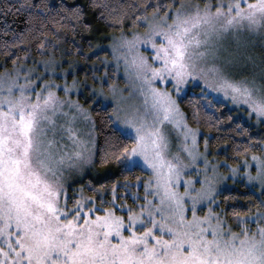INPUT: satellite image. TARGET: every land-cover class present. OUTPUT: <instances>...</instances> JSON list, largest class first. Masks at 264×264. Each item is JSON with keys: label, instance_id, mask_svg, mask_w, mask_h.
<instances>
[{"label": "snow or ice", "instance_id": "6c2138e0", "mask_svg": "<svg viewBox=\"0 0 264 264\" xmlns=\"http://www.w3.org/2000/svg\"><path fill=\"white\" fill-rule=\"evenodd\" d=\"M92 6L128 30L109 44L104 72L97 76L85 65L78 79L79 62L61 67L63 53L56 55L46 25L55 16L65 20L61 13L80 21L81 6L0 0V49L13 65L0 73V264H264V141L255 142L260 154L250 153L252 141L236 143L238 164L221 172L210 156L211 135L190 127L178 102L199 89L192 93L196 103L216 111L221 101L213 93H222L264 124V0H121L111 7L93 0ZM33 44L48 54L28 65ZM121 66L127 91L138 92L142 105L127 103L126 90L109 83ZM65 74L72 81L57 82ZM73 89L82 99H73ZM93 108L107 121L102 146L93 134ZM236 119L209 116L217 130ZM166 124L183 136L175 153ZM241 129L235 124L232 131L251 135ZM97 155L102 165L114 161L122 173L140 169L148 176L136 177V191L127 178L110 187L88 180L69 195V178L93 167ZM237 176L247 182L255 210L229 215L220 207V185Z\"/></svg>", "mask_w": 264, "mask_h": 264}, {"label": "trees", "instance_id": "16d2710c", "mask_svg": "<svg viewBox=\"0 0 264 264\" xmlns=\"http://www.w3.org/2000/svg\"><path fill=\"white\" fill-rule=\"evenodd\" d=\"M121 0H95L97 5L108 4L111 7L114 4L120 3ZM70 5H80L83 9V13L80 21H76L72 18L67 17V14L61 13L66 17L65 20H61L59 16H55L56 23L49 22L46 25V35L49 40L55 41L56 47L55 52L57 56L63 53V58L68 61H78L84 65L92 64L100 52L94 53V49L97 45L104 44L109 40L114 34L120 33L122 30L127 31L128 25L125 24L123 29L119 25H114L109 18V13L103 7H93V0H67ZM103 13V16L101 15ZM9 21L13 18L10 16ZM16 27H22V25H14ZM58 29L59 36L54 35V32ZM35 43H39L36 41ZM53 50V46L49 45L48 52ZM89 55H85L90 53ZM103 52V51H101ZM23 49L21 48L14 55H22ZM48 53L37 52L35 49V44H33L30 57L27 59L26 63L31 65L33 59L39 60L46 58ZM12 57L9 56L5 60L4 50L0 49V71L5 69H11ZM199 89H192L187 95H182L178 102L182 111L186 114L187 122L200 129L201 133L210 134V148L213 149L211 154L216 156L217 159L225 160L229 164H238V159H234V145L239 143L241 145L247 144L249 141L253 142V147L250 148V153H259L261 149L255 146L256 141H264V124L255 125L252 122L244 120L233 108L228 107L224 102L215 106L216 111L212 109L205 108L201 104H197L196 101L199 97H194L193 92H197ZM110 107V106H109ZM200 109L197 116L194 117V112L196 109ZM230 110V111H229ZM98 110L93 108L92 114L96 120V128L94 130L95 137L97 139L98 145H103V138L106 135V125L107 121L100 115L97 114ZM229 114L238 117L233 123H229L228 127L220 128L217 130L215 126V120L210 121L209 116H215L216 119L226 118ZM235 124H242L243 129H248L251 135H245L244 138H240L237 132L232 131ZM241 129V132H243ZM201 139H204V135H200ZM227 142L228 147L224 148ZM219 145V148L217 146ZM93 170L86 173L79 181L74 182L75 186H81L86 184L88 180H92L94 184H107L109 187L113 181L119 180L121 183L127 178L132 182L133 187L129 191H136V177L142 176L145 179L148 176L146 171H141L140 169H135L131 173H122L116 166L115 162H110L107 165H102L99 162L97 155V162L93 166ZM139 192L143 194L142 182L139 187ZM122 192L123 188L118 189ZM69 195L72 194V189H68ZM85 195L91 196L93 192L90 188H85ZM252 196V192L244 181H237L234 186L227 187L220 190L219 200L221 201L220 207L225 208L227 214L235 210L243 215L249 209L255 210L254 202L252 204L248 203L249 197ZM110 197V194H109ZM224 197H229L227 201ZM231 197H235L233 200ZM131 203V200L127 195L123 197ZM119 202V201H118ZM230 223L232 221H229Z\"/></svg>", "mask_w": 264, "mask_h": 264}, {"label": "rangeland", "instance_id": "374dc122", "mask_svg": "<svg viewBox=\"0 0 264 264\" xmlns=\"http://www.w3.org/2000/svg\"><path fill=\"white\" fill-rule=\"evenodd\" d=\"M120 35V33L118 34H114L109 40H107L106 42H104V44H100V45H97L94 49V53H98V56H97V59L92 63V64H87V66L92 69V71L95 72V74L97 76H99L100 73L104 72L105 71V68L103 66H101V59H103L106 55V53H108L110 51L109 49V44L111 43L112 39L114 37H118ZM252 39H254L255 41H257V47L254 49L255 52L257 54H259L262 49L259 47V41L262 39L261 37L259 36H256V37H253ZM143 50V49H142ZM103 51V52H101ZM63 60L65 61V63L61 64V67H67L68 66V63L69 62L67 59L63 58ZM95 64L96 65V68H92V65ZM85 65L83 63H78V64H75L73 67L76 69V72L73 73L74 75H76V77L78 79H83L85 78ZM12 69V68H11ZM11 69H5V70H11ZM5 70H2L0 71V73L4 72ZM40 71H43L42 68L39 69ZM109 71H115V68H110ZM73 74H65V75H61V76H58L56 77L57 79V82H62L64 79H67L69 82L72 81L73 79ZM45 79H47V77H45ZM88 79L90 80L91 77L89 76ZM109 83H112L114 84L117 89H125V95H127L129 98L128 100L126 101L127 103H130V104H134V105H142V97L139 96L138 92H135L133 91L132 93H129L127 91V89H129L130 87V82L128 79H126L125 77V74H124V71H123V66H121V69L116 73V75L114 77H109ZM163 85L157 83V87H162ZM192 90V89H190ZM189 90V91H190ZM73 99H77V98H81L79 96V93L77 92V90L73 89L70 93H69ZM61 95H63V93L61 92ZM175 95V93H174ZM184 95L183 93L181 94V96ZM214 96H216L220 101L224 102L228 107L230 108H233L235 109V111L244 119V120H247L249 122H252L253 124L255 125H258L256 123V118L255 116H253L250 120L248 119V116H247V110L246 108L244 109H238L236 106H234L231 102L230 99H227L223 96L222 93H213ZM181 108V107H180ZM182 111V109H181ZM183 112V111H182ZM188 123V122H187ZM189 124V123H188ZM190 127H193V128H196L192 125L189 124ZM76 127L78 128H81L83 132H87L88 131V128L86 125L82 124V123H78L76 125ZM165 130L166 131H169L172 129V125L171 124H166L165 126ZM93 134L95 135V133L93 132ZM170 134V141H171V149L170 151L172 153H175L178 148L183 144V136L182 134L178 133L177 131L175 130H171L169 132ZM198 141H199V144L201 146V148H203V142H204V139H201L200 135L198 136ZM261 152V151H260ZM259 153H256V154H260ZM210 156H211V159L213 160V162H221L220 163V171L221 172H228V168L225 167V165H230V166H235V164H229L228 162H226L225 160H220V159H217L216 156H213L211 153H210ZM237 165V164H236ZM94 168L91 167H85L84 169V172L83 174H80V173H76L74 174L73 176H71L68 180V183H69V188H71L72 190L75 188V189H79L80 185L79 186H75L74 185V182L76 181H79L86 173H88L89 171H92ZM254 171V169H252ZM241 173H243V169L241 168L239 170ZM244 181L246 184L247 182L244 180L243 176H237L235 179H228L226 181H223L220 185V189H225L227 187H230V186H234L236 184L237 181Z\"/></svg>", "mask_w": 264, "mask_h": 264}]
</instances>
